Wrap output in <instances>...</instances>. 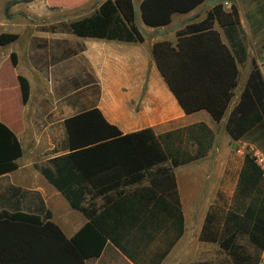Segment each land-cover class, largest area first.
<instances>
[{"label":"trees","instance_id":"1","mask_svg":"<svg viewBox=\"0 0 264 264\" xmlns=\"http://www.w3.org/2000/svg\"><path fill=\"white\" fill-rule=\"evenodd\" d=\"M20 1L30 0H12L11 3ZM204 1L141 0L139 15L146 25L165 26L171 22L174 13H186ZM9 5L6 4L5 10ZM215 22L222 27L227 45L215 29ZM65 28L80 37L128 43L145 39L137 25L133 0H103L91 14L71 20ZM176 35L175 44L166 40L153 44L156 65L186 113L204 108L219 121L237 85L236 61L242 63L246 58L238 7L232 3L226 9L223 1H218L206 10L202 19L186 24L176 31ZM18 36L17 33L2 32L0 45L15 41ZM197 42H204V45ZM10 60L15 66L17 57L14 52L10 53ZM212 60L219 63L214 68L209 65ZM227 64L232 66L230 71L226 69ZM17 80L22 100L26 103L29 82L20 74ZM263 119L264 78L259 68L253 65L225 129L231 138L239 139L254 126L262 124ZM63 125L68 152L50 158V165L41 167L40 171L87 220L72 237L67 238L50 220L49 210L45 211L43 219L21 211H0V243L5 245L0 256L8 257L1 264H12L15 258L23 264L25 250L15 247L22 242L43 244V264H85L88 258L100 255L108 240L126 255L134 257L138 246L157 234L152 219L156 208L167 222L163 233L172 235V245L184 227L174 168L205 155L208 146L202 145L204 135H193L196 149L190 153L170 147L166 142L170 134L158 136L150 127L123 134L96 106L67 116ZM196 127H203V124L190 126L187 130L194 134ZM20 155L17 136L0 122V174L15 169V159ZM143 180L148 184L132 192L126 190ZM137 190H143L142 200L137 198ZM110 191H115L117 196H108ZM97 194L103 195L104 199L100 209L93 201ZM237 195L248 199L242 213L228 209L220 226L216 224L212 212L214 205H211L199 239L216 242L229 252L236 248L238 236L246 234L249 242L261 251L264 248V178L249 152L244 154ZM167 251L168 248L160 258ZM252 264H257L255 259Z\"/></svg>","mask_w":264,"mask_h":264},{"label":"crops","instance_id":"2","mask_svg":"<svg viewBox=\"0 0 264 264\" xmlns=\"http://www.w3.org/2000/svg\"><path fill=\"white\" fill-rule=\"evenodd\" d=\"M136 1L139 3L141 0ZM221 1L226 9H229L232 3L238 7L240 24L244 33L246 58L242 63L236 61L237 85L219 121L213 119L204 108L186 113L169 89L152 54L155 42L166 40L175 44L176 31L188 23L202 19L206 10L214 3L206 6L205 0L191 11L174 13L171 22L165 26L152 27L141 20L140 24L146 32L142 42L128 43L75 36L76 39H83L81 47L77 45L75 49L61 48L60 50L61 59L71 58L74 61L77 57H82L87 61L88 80L83 76L85 71L75 66L70 72L69 81L72 87L94 86L98 89L96 100L83 109L98 107L105 119L115 124L123 134L150 127L158 136L170 134L166 140L170 147L190 153L196 149L193 135H204L201 142L203 147L208 146V149L205 155L194 160L207 159L212 154L217 156V161L211 158L212 165L207 166L211 168V175L208 178L212 180L208 191L213 193L208 202L226 201L228 199L226 195H230L232 206L227 210L231 209L241 214L248 201L237 195L239 175L244 162V149H256L264 153V119L262 124L254 126L239 139L229 136L225 124L232 108L239 100L253 65L259 68L264 78V0ZM4 4L0 5V33H17L19 36L15 41L0 45V122L17 136L21 155L15 159L17 164L15 169L0 174V211L10 213L21 211L39 215L43 219L45 211L49 210L50 220L59 226L67 238H70L87 218L81 211L70 206L40 170L41 167L50 165V158L68 152L63 119L80 110L63 115V104L56 103L55 108L49 113H43V71L45 73L47 71L46 65L43 70V56L50 55L51 45L48 44L43 48V36H39L42 42L39 50H36L34 36H21L18 30L19 25L8 22V11L5 10ZM8 13L10 17H15L17 10ZM214 27L220 32L222 42L227 45L228 40L222 27L218 22H215ZM197 43L204 45V42ZM14 45H17V48ZM11 52H14L17 57L15 66L10 60ZM36 53L40 56L38 64L35 61ZM217 64H219L218 61L212 60L209 65L214 68ZM221 64L223 66L222 62ZM226 69L230 71L232 66L227 64ZM18 74L26 77L29 82L30 91L26 103L21 97ZM37 87L38 96H35L34 89ZM75 103L83 104L84 100L77 99ZM199 124H203V127H196L194 134L187 130L188 127ZM189 145H192L193 150H189ZM194 160L174 168L184 215V227L183 233L172 245H170L172 235L162 237L161 233L166 228L156 224L157 234L150 241L141 243L134 257L126 255L108 240L100 255L88 258L85 264H193L194 243L192 237L188 235L187 212L183 205L182 190L180 191L176 172ZM207 179L204 180L205 184ZM147 184L148 181L143 180L141 184L132 185L126 190L132 192L137 187ZM142 191H136L137 198L141 200L143 199ZM107 195L117 196L115 191H110ZM94 200L101 202L103 195L97 194ZM156 210L159 212L158 208ZM207 212L208 210L206 214ZM201 228L202 225L195 228L196 238ZM198 245L200 253L196 261L207 263L209 261L207 242L198 241ZM4 246L0 243V250ZM15 247L25 250L26 260L23 264H43V244L22 242ZM167 248V253L160 258ZM21 254L18 255L19 259ZM3 259L8 260V257L0 256V264L4 262ZM19 263L21 262L18 258L13 259L12 264Z\"/></svg>","mask_w":264,"mask_h":264},{"label":"rangeland","instance_id":"3","mask_svg":"<svg viewBox=\"0 0 264 264\" xmlns=\"http://www.w3.org/2000/svg\"><path fill=\"white\" fill-rule=\"evenodd\" d=\"M102 1L30 0L28 2L11 3L12 0H0V5L3 3H5V6L7 3L10 4L8 12H15L17 10L15 17H10V14L7 12L9 17L8 22L19 25L18 30L21 36H34L33 41L37 44L36 50H39V45L42 42L39 36H43V48L48 44L51 45L49 47L51 48V52L49 53L51 56H43V70H45V65L47 67L46 73L43 71V113H49L51 109L55 108L56 103H61L64 109L63 115H67L90 106L96 100L98 89L94 86L77 88L78 86L72 87L69 81L70 72L75 66L85 71L83 76L88 80L89 74L87 72L86 59L82 57H77L74 61L71 58L61 59L62 53L60 49H75L77 45L81 47L83 39H76L75 36L77 35L66 29L65 24L71 20L91 14ZM14 46L17 48V45ZM39 57V54L36 53L35 61L37 64ZM57 61H60V63H57ZM34 95L38 96V87L34 89ZM81 98L84 100L83 104L75 103L77 99ZM189 150H193L192 145H189ZM246 152L252 154V149H244V153ZM215 156L216 154H212L207 159L194 160L176 172L180 191L182 190L183 205L187 212L186 225L188 235L192 237V242L194 243L192 247L193 264H252L254 259L256 262L258 261L260 251L249 242L246 234L238 236L235 244L236 248L229 252L223 250L216 242L205 241L207 242L209 261L207 263L196 261L200 253L198 241L202 240L199 239L200 234L196 238L194 230L203 225L206 211L210 208L208 206L214 205L212 212L215 216L213 217L216 224L220 226H222V220L227 208L232 206L230 204V195H226L228 196L226 201L208 202L213 193L208 191L212 180L208 178L211 175V168H207V166H210L212 163L211 158L217 161V156ZM204 178H208L206 184ZM93 201L96 203L98 209L104 205V199L101 202H96L93 198ZM160 213L159 210V212L157 211L154 214L152 217L153 222L162 228H166L167 222L164 221ZM146 230H148V227H146ZM161 236L168 235L161 233ZM251 258L254 259L252 260Z\"/></svg>","mask_w":264,"mask_h":264},{"label":"built area","instance_id":"4","mask_svg":"<svg viewBox=\"0 0 264 264\" xmlns=\"http://www.w3.org/2000/svg\"><path fill=\"white\" fill-rule=\"evenodd\" d=\"M252 157L256 165L260 168L262 176L264 178V153L260 150L252 149ZM257 264H264V248L260 251L259 259Z\"/></svg>","mask_w":264,"mask_h":264},{"label":"water","instance_id":"5","mask_svg":"<svg viewBox=\"0 0 264 264\" xmlns=\"http://www.w3.org/2000/svg\"><path fill=\"white\" fill-rule=\"evenodd\" d=\"M218 1H221V0H206L205 4H206V6H208V5H210V4H212V3H216V2H218ZM133 3H134L135 12H136V15H137V25H138V27L140 28L141 32H142L144 35H146V32L143 30V28H142V26H141V24H140L141 19H140V15H139V7H138V3H137L135 0H133Z\"/></svg>","mask_w":264,"mask_h":264}]
</instances>
